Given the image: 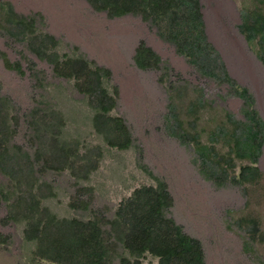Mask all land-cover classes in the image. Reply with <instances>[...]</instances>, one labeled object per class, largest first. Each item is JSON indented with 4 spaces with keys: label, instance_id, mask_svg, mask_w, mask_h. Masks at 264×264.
Masks as SVG:
<instances>
[{
    "label": "rangeland",
    "instance_id": "obj_1",
    "mask_svg": "<svg viewBox=\"0 0 264 264\" xmlns=\"http://www.w3.org/2000/svg\"><path fill=\"white\" fill-rule=\"evenodd\" d=\"M198 1L208 41L219 52L229 76L251 94L252 107L264 122V69L237 28L240 11L260 4L256 0ZM0 2H8L16 14L31 20L36 32L54 37L59 54L80 55L109 71L105 85L115 97L112 113L123 119L131 136L126 150L106 148L93 134L91 111L72 82L55 76L51 66L29 51L25 40L9 35L0 19V96L8 99L16 120L11 142L32 153L27 117L38 104L62 113L63 138L102 147L98 168L86 181L77 183L67 171L38 173L55 191L54 197L42 200L44 206L58 217L94 216L105 236L108 226L104 221L116 204L133 188L154 185L157 178L172 199L166 216L198 240L204 264H264V143L257 160L258 179L217 186L199 174L191 146L167 131L169 100L181 115L183 128L192 118H198L197 128L206 130L220 122L224 113L242 118L241 101L225 84L200 75L137 15L109 17L94 11L85 0ZM114 21L119 27H111L109 22ZM138 42L157 54L156 67L134 65ZM2 58L19 64L21 73L4 67ZM189 102H193L190 108ZM4 185L0 174V186ZM252 221L257 225L253 238L246 232ZM21 229L22 224L6 219L0 200V264H54L31 256L33 245L22 240ZM155 262L144 259V263Z\"/></svg>",
    "mask_w": 264,
    "mask_h": 264
},
{
    "label": "trees",
    "instance_id": "obj_2",
    "mask_svg": "<svg viewBox=\"0 0 264 264\" xmlns=\"http://www.w3.org/2000/svg\"><path fill=\"white\" fill-rule=\"evenodd\" d=\"M85 1L94 11H103L109 17L131 14L149 22L188 65L200 75L225 84L240 99L242 118L224 113L223 119L207 130L196 127L198 118H192L187 122L189 126L183 128L181 115L169 100L167 131L191 146L199 174L215 185L258 179L257 160L264 143V122L252 107L251 94L229 76L219 52L208 41L199 1ZM256 1L260 7L240 11L237 28L264 69V0ZM0 19L9 35L25 40L29 51L51 66L55 76L72 82L91 111L90 127L103 145L128 149L130 132L123 119L112 113L115 97L105 85L109 71L80 55L59 54L54 37L36 32L32 21L16 14L8 2H0ZM132 60L137 68L148 69L156 67L159 58L138 42ZM2 63L21 73L19 64L5 58ZM192 104L188 103L189 108ZM10 112L8 99L0 96V174L5 178V185L0 186V200L5 205L6 219L22 224V240L33 245V258L54 264H111L115 260L116 264H204L198 240L166 216L172 199L165 183L157 178L154 185L133 188L116 204L111 217L104 221L108 226L105 236L100 220L94 216L86 219L56 216L42 204V200L55 196L54 188L41 180L38 173L67 171L77 183L86 181L98 168L102 147L63 138L62 113L53 107L34 104L27 117L33 146L30 154L11 142L16 120ZM82 204L86 209L87 204ZM256 230L257 225L252 221L246 232L253 238ZM146 257L156 262L144 263Z\"/></svg>",
    "mask_w": 264,
    "mask_h": 264
},
{
    "label": "bare ground",
    "instance_id": "obj_3",
    "mask_svg": "<svg viewBox=\"0 0 264 264\" xmlns=\"http://www.w3.org/2000/svg\"><path fill=\"white\" fill-rule=\"evenodd\" d=\"M62 1H63V0H62ZM62 3H63V2H62ZM78 3L80 4L81 2H78ZM78 3H77V4H78ZM66 6H67V5H66ZM66 6H65V7H66ZM67 9H68V8H67ZM67 9H66V10H67ZM72 10H73V9H72ZM68 11H69V9H68ZM117 23H118V21L109 22V24L111 25L112 28L119 27Z\"/></svg>",
    "mask_w": 264,
    "mask_h": 264
},
{
    "label": "water",
    "instance_id": "obj_4",
    "mask_svg": "<svg viewBox=\"0 0 264 264\" xmlns=\"http://www.w3.org/2000/svg\"><path fill=\"white\" fill-rule=\"evenodd\" d=\"M105 13V12H104Z\"/></svg>",
    "mask_w": 264,
    "mask_h": 264
}]
</instances>
